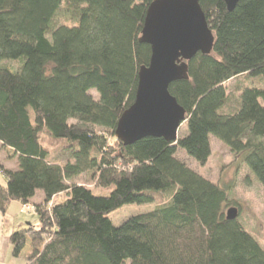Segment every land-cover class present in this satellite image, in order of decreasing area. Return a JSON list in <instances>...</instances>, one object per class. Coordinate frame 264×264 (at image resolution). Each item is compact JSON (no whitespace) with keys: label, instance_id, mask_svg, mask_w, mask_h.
Listing matches in <instances>:
<instances>
[{"label":"trees","instance_id":"16d2710c","mask_svg":"<svg viewBox=\"0 0 264 264\" xmlns=\"http://www.w3.org/2000/svg\"><path fill=\"white\" fill-rule=\"evenodd\" d=\"M151 1L0 0V60L22 55L16 68L0 64V150L17 163L0 165V213L19 202L39 222L9 236L14 257L29 243L23 264H264L254 235L226 219L237 203L176 157L183 150L204 164L214 138L264 189V84L227 94L239 77L264 83V0H239L230 12L223 0H199L212 50L197 53L188 78L168 88L187 134L175 144L146 137L123 146L114 130L149 63L139 38ZM43 131L66 141L68 160L51 161ZM83 175L109 193L75 183ZM37 192L43 201L30 203ZM148 203L156 206L119 226L107 217Z\"/></svg>","mask_w":264,"mask_h":264},{"label":"water","instance_id":"95a60500","mask_svg":"<svg viewBox=\"0 0 264 264\" xmlns=\"http://www.w3.org/2000/svg\"><path fill=\"white\" fill-rule=\"evenodd\" d=\"M223 2L230 12L239 0ZM139 42L150 47L149 63L138 70L134 101L121 113L114 136L123 146L146 137L175 144L177 130L186 119L185 110L169 93V85L186 80L187 62L197 53L208 55L214 44L199 0H152ZM225 215L227 220H235L237 208L230 207Z\"/></svg>","mask_w":264,"mask_h":264},{"label":"rangeland","instance_id":"374dc122","mask_svg":"<svg viewBox=\"0 0 264 264\" xmlns=\"http://www.w3.org/2000/svg\"><path fill=\"white\" fill-rule=\"evenodd\" d=\"M20 57L22 55L11 56L8 59L0 60V64L16 68L21 60ZM263 84L260 78L239 77L227 84V94H230V99L237 98L244 88H261ZM233 111L234 109L223 107L219 112L232 113ZM186 134L187 126L182 123L177 130V137L183 138ZM40 141L49 150L51 161L63 163L68 160L67 151L60 149L63 143L66 142L64 139L54 140L47 132L43 131L40 135ZM176 157L183 161L191 170L226 191L228 198L237 203V219L254 235L258 243L264 248V189L250 169L242 162V159L239 156L231 154L227 147L214 138H210V156L204 164H199L192 158H189L183 150H177ZM0 165L6 169H15L17 163L14 154L9 150H0ZM75 183L93 189L94 195L104 196L109 193L107 189L95 188V185L88 181L87 175L81 176ZM63 199L61 195L55 197L57 201H62ZM160 201L162 202V199L156 203ZM14 203H11L8 208L10 217L6 221L7 227L12 224L15 230L29 224L38 227L39 222L36 213L34 211H27L23 207L19 209V205ZM155 206V203L126 204L107 214V217L114 226H119L130 217L152 210ZM237 206L233 207L236 208ZM230 207L226 208L225 213ZM19 222L20 224H18ZM30 252L31 247L29 243H26L19 257H14L11 252L9 253L10 263L23 264ZM123 264H129V261L127 260Z\"/></svg>","mask_w":264,"mask_h":264},{"label":"crops","instance_id":"0c3cea01","mask_svg":"<svg viewBox=\"0 0 264 264\" xmlns=\"http://www.w3.org/2000/svg\"><path fill=\"white\" fill-rule=\"evenodd\" d=\"M16 167L17 166H15V169H16ZM15 169H12V170H15ZM42 201H43L42 193L37 192L35 197L30 201V203L39 204ZM12 203H14V202H12ZM14 204L19 205V209H21L22 204H20L19 202H16ZM9 213L10 212L8 210L5 214L0 213V264H15L13 262L10 263V260L8 257L9 253L11 252L9 236L12 232L16 231L13 227V224L9 227H7V225H6L7 224L6 221L10 217ZM18 224H20V222ZM17 226H19V225H17Z\"/></svg>","mask_w":264,"mask_h":264},{"label":"built area","instance_id":"2783aa9c","mask_svg":"<svg viewBox=\"0 0 264 264\" xmlns=\"http://www.w3.org/2000/svg\"><path fill=\"white\" fill-rule=\"evenodd\" d=\"M23 208H25V210H27V211H34V208L30 205L23 206Z\"/></svg>","mask_w":264,"mask_h":264}]
</instances>
